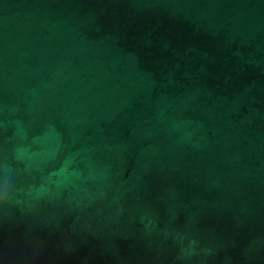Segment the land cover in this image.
<instances>
[{
	"label": "water",
	"instance_id": "obj_1",
	"mask_svg": "<svg viewBox=\"0 0 264 264\" xmlns=\"http://www.w3.org/2000/svg\"><path fill=\"white\" fill-rule=\"evenodd\" d=\"M0 264H264V0H0Z\"/></svg>",
	"mask_w": 264,
	"mask_h": 264
}]
</instances>
